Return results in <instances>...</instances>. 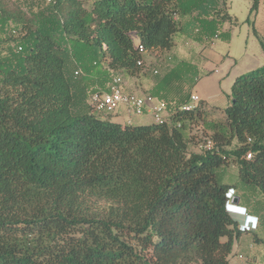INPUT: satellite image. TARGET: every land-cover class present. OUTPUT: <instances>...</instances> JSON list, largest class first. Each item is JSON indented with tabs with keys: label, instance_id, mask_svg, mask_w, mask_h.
Wrapping results in <instances>:
<instances>
[{
	"label": "trees",
	"instance_id": "obj_1",
	"mask_svg": "<svg viewBox=\"0 0 264 264\" xmlns=\"http://www.w3.org/2000/svg\"><path fill=\"white\" fill-rule=\"evenodd\" d=\"M24 2L0 0V264H228L241 233L228 191L264 198V66L235 79L215 123L156 89L167 122L121 126L73 77L135 76L139 47L169 51L178 35L227 40L228 0ZM198 124L211 151L190 152Z\"/></svg>",
	"mask_w": 264,
	"mask_h": 264
},
{
	"label": "crops",
	"instance_id": "obj_2",
	"mask_svg": "<svg viewBox=\"0 0 264 264\" xmlns=\"http://www.w3.org/2000/svg\"><path fill=\"white\" fill-rule=\"evenodd\" d=\"M263 12L264 10L261 11V7L258 8V11L253 17L255 21L254 26L252 25L253 30L248 28L243 42L239 46L233 47L234 40L230 35L232 23L230 22L222 26L221 32L226 34L228 39L222 40L221 43H217L221 39L213 41L212 43H206L198 42L182 35L176 36L174 46L169 51L154 52V55L161 57L165 63L167 62L165 65L166 69L164 68L165 72L152 81H143L141 77L137 78V74L131 77L127 76L124 91L136 95H150L156 89H159L161 90L160 95L173 103L187 102L190 95L194 93L201 99L200 105L204 111L207 123H215L223 120L224 110L229 105L231 87L235 79L242 75L237 72H243L238 71L241 68L239 64L243 63L248 68L264 66V49L261 44L262 42L264 46ZM231 17L234 18L233 16ZM249 20L250 16L248 18ZM259 21L263 23H258ZM259 25H261V28H259ZM196 49H198L199 57H195ZM197 58L200 60L197 61ZM193 73H196L193 84H187ZM167 74L174 79L167 82L166 88H162L164 82H160ZM129 78H132L133 82H130L128 80ZM107 85L104 89L94 86L88 89V92L106 90ZM155 98L158 99L157 97ZM152 105L153 103L149 104L147 109ZM116 117L110 120L121 126L128 125V122L132 126H143L154 123L150 113H146L141 117H135L129 116L121 110ZM241 195V193L234 190L232 197L236 196L238 202L230 204L245 208L248 215L245 216V213L232 212L238 223L237 228L241 233L233 243L232 251L228 257V264H251L250 259L244 255L242 258H239L242 252L255 255L258 247L264 249L263 238L259 237V234L264 228V223L262 222V214L264 212L261 211L264 208V198L257 193L247 203V195H243L242 197ZM249 217H258V221L254 222Z\"/></svg>",
	"mask_w": 264,
	"mask_h": 264
},
{
	"label": "rangeland",
	"instance_id": "obj_3",
	"mask_svg": "<svg viewBox=\"0 0 264 264\" xmlns=\"http://www.w3.org/2000/svg\"><path fill=\"white\" fill-rule=\"evenodd\" d=\"M24 1H25L24 4L28 3V0H24ZM260 7H261V11H263L264 10V0H260L258 8ZM251 8H252V0H228L227 11L231 16L234 17L233 18L234 22L230 30V35L232 39L234 40L233 42L235 44V45L233 44V47L239 46L242 44L243 39L248 31V28L250 30H253L252 25L254 26V23H255V21L253 20V17L255 13L258 11V8L253 11ZM249 16H250V20L248 21ZM262 21L264 22V19H262ZM262 21H259L258 23ZM259 28H261V25H259ZM227 30H228V26H227ZM216 40L218 39H215L214 41ZM221 42L222 40L221 41L219 40L217 43H221ZM195 53H196L195 57H199L198 49L195 50ZM142 59H143L142 60L143 64L141 66V69H139L137 78L141 77L143 81H146V80L152 81L156 79L158 76H160L163 72H165V69H166L165 65L167 62L165 63L161 57L154 55V53H146L144 54V56H142ZM197 59H198L197 61L200 60L199 58ZM239 65H241V68H239L240 70L238 71H243V72H237V73H241V74H246L248 72H251L253 69L255 70L259 67H263V66H259V67L257 66V68H255L254 66L253 68H248L244 66L243 63ZM101 69H104V67L101 66ZM154 70H157L158 72L157 75L153 73ZM122 75H123L124 81L125 79L127 81V76L123 73ZM128 80H130V82H133L132 78H129ZM74 81H76L79 84V86L82 87L83 89H90L94 86L104 89L107 83L109 82V77L106 72L101 71V70H93L89 73H84L83 71V75L78 78H74ZM94 116L100 119H107V120H110L111 118H117L116 116H109V115L107 116L103 114H100V115L94 114ZM203 127L204 126H202L201 124H198L197 126H194L191 129V142L189 146L190 152H195V153L202 152L201 147H202L203 142L205 141L206 138L210 137V132H207ZM235 146H236V143L233 142V144L227 150L233 149L235 148ZM224 175L226 176V181L228 183H233L236 179L237 166L235 162H233L231 159H229L228 163L226 164ZM218 176H219V179H221V175L219 174ZM262 211L264 212V208L262 209ZM262 216L264 218V214ZM259 237H262L264 241V228L259 234ZM243 255L246 258L250 259L251 264H264V249H261L258 247L257 253L255 255L242 252L239 258H242Z\"/></svg>",
	"mask_w": 264,
	"mask_h": 264
},
{
	"label": "built area",
	"instance_id": "obj_4",
	"mask_svg": "<svg viewBox=\"0 0 264 264\" xmlns=\"http://www.w3.org/2000/svg\"><path fill=\"white\" fill-rule=\"evenodd\" d=\"M12 34L18 35L17 31L12 28ZM21 47L18 46L17 50L21 51ZM139 52L142 56L146 54L141 47ZM143 60V59H142ZM137 63L138 66H142L143 61ZM155 75L158 74L157 70L153 72ZM109 82L106 90H98L90 92L88 96V104L91 107L92 114L94 115H109L117 116L121 110H123L129 116L141 117L146 113H150L153 122L156 124H164L169 118V111L167 104L159 99L151 97L150 95H136L127 93L124 91V78L122 72L119 70L108 69ZM83 75L81 68L76 67L73 72V77L78 78ZM153 105L147 109L149 104ZM201 103V99L197 94H191L189 100L180 107L182 112H191L198 108ZM130 125V122H128ZM179 126V125H178ZM214 147V142L211 138H206L202 144V151H211ZM251 154L249 153L246 159H250ZM230 189L228 192L232 191ZM234 191V190H233ZM232 191V192H233Z\"/></svg>",
	"mask_w": 264,
	"mask_h": 264
},
{
	"label": "clouds",
	"instance_id": "obj_5",
	"mask_svg": "<svg viewBox=\"0 0 264 264\" xmlns=\"http://www.w3.org/2000/svg\"><path fill=\"white\" fill-rule=\"evenodd\" d=\"M227 197H228L227 209H228L229 214L231 215V217L234 220H235V218H234V215L232 214V212L241 213V214L245 213L244 214L245 216L248 215V213L246 212L247 210L245 208H243V207H236V206H233V205L230 204V203L235 204L233 201L236 199V196L232 197V191H230V192L227 193ZM249 219H251L254 222L258 221V217H249ZM235 222L237 223L236 220H235ZM237 226H238V223H237Z\"/></svg>",
	"mask_w": 264,
	"mask_h": 264
},
{
	"label": "water",
	"instance_id": "obj_6",
	"mask_svg": "<svg viewBox=\"0 0 264 264\" xmlns=\"http://www.w3.org/2000/svg\"><path fill=\"white\" fill-rule=\"evenodd\" d=\"M233 202H234V203H237V202H238V199H235Z\"/></svg>",
	"mask_w": 264,
	"mask_h": 264
}]
</instances>
